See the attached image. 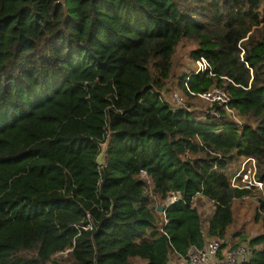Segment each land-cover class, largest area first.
Here are the masks:
<instances>
[{"label":"trees","instance_id":"trees-1","mask_svg":"<svg viewBox=\"0 0 264 264\" xmlns=\"http://www.w3.org/2000/svg\"><path fill=\"white\" fill-rule=\"evenodd\" d=\"M183 40L210 72L180 90L222 88L246 123L160 100ZM247 158L264 183V0H0V264H133L148 245L147 264H168L206 238L226 247L232 203L251 193L228 169ZM148 192L180 200L163 216ZM247 245L245 264H264V233Z\"/></svg>","mask_w":264,"mask_h":264},{"label":"built area","instance_id":"built-area-1","mask_svg":"<svg viewBox=\"0 0 264 264\" xmlns=\"http://www.w3.org/2000/svg\"><path fill=\"white\" fill-rule=\"evenodd\" d=\"M210 65L208 62L200 58L194 62L193 70L189 75H198L210 72ZM211 75V74H210ZM184 88L186 94L182 95L176 91L169 90L165 93L162 92L160 100L173 110H190L187 106V99H198L208 106V112L213 117H219V111H223L227 116H234L236 112L229 105L230 95L222 88L211 87L202 93L191 92L187 86V82H184ZM187 98V99H186ZM219 110V111H218ZM237 113V112H236ZM238 115V114H237ZM240 124V123H238ZM141 178L144 180L147 188L150 186V180L145 172H141ZM231 186L233 188L246 190L249 192L263 191L264 183L259 180L257 176V169L255 161L252 158L244 159L240 170L232 177ZM148 190V189H146ZM150 194V195H149ZM201 197L200 194L194 198ZM149 205L152 206V202H155V197L148 193ZM180 200L178 192H171L167 194L162 206L164 209ZM154 206L157 213L158 207ZM164 216L163 213H159ZM88 224L84 228L92 229L90 217H87ZM165 222V220H164ZM223 242L217 239H210L205 242L203 248L196 249L190 248L185 257H181L185 261V264H245L251 256V250L248 247L239 246L236 248L222 247Z\"/></svg>","mask_w":264,"mask_h":264},{"label":"rangeland","instance_id":"rangeland-1","mask_svg":"<svg viewBox=\"0 0 264 264\" xmlns=\"http://www.w3.org/2000/svg\"><path fill=\"white\" fill-rule=\"evenodd\" d=\"M194 47L195 45L188 40L181 41L176 47L172 58L171 76L165 86V89L163 91L164 93L166 91L173 90L184 95L179 87V78L185 75H189L193 70L194 62L190 58V52L194 49ZM187 106L190 108V110L193 111V114L197 118H204L205 114L208 111L207 104L198 99L188 98ZM228 117L240 124H244L247 122L246 118H242L241 116L237 115L236 112L234 113V116L231 115ZM243 161L244 159L236 160L229 166L228 174L231 179L240 170ZM261 202H263L264 204V189L263 191L251 192L248 196L233 201V223L228 227L226 231V236L224 239L226 247H248L247 243L250 239L264 233V208H261ZM156 205H158L157 201L152 202V207ZM193 205L198 209L203 220L207 219L213 210L212 203L204 199L203 197H197L194 200ZM157 218H159V216ZM149 242L150 241H148L147 244H149ZM256 249H259V247H257ZM134 252L137 254V256H134L132 258L133 264H147L148 261L153 259V251L151 247H149V245L147 248L140 252L137 249H134ZM65 255L66 252L60 254V256ZM175 259V256L170 257V261L172 262Z\"/></svg>","mask_w":264,"mask_h":264},{"label":"water","instance_id":"water-1","mask_svg":"<svg viewBox=\"0 0 264 264\" xmlns=\"http://www.w3.org/2000/svg\"><path fill=\"white\" fill-rule=\"evenodd\" d=\"M108 140L105 142V144L102 146L101 148V153L98 155L97 159H96V163L99 167H103L104 166V158L107 154V150H108ZM158 212L159 213H163L164 212V207L162 205H160L158 207Z\"/></svg>","mask_w":264,"mask_h":264},{"label":"crops","instance_id":"crops-1","mask_svg":"<svg viewBox=\"0 0 264 264\" xmlns=\"http://www.w3.org/2000/svg\"><path fill=\"white\" fill-rule=\"evenodd\" d=\"M208 240H210V239H208V238H206L205 239V242H207ZM175 260H173V262L172 261H169V263L168 264H185V261L183 260V259H181V257H179V256H175Z\"/></svg>","mask_w":264,"mask_h":264}]
</instances>
